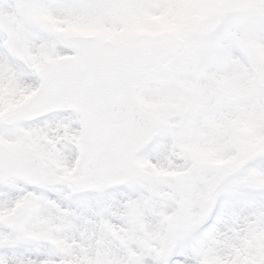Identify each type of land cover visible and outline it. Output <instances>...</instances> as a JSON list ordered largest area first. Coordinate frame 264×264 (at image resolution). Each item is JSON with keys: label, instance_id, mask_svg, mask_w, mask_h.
<instances>
[{"label": "snow or ice", "instance_id": "1", "mask_svg": "<svg viewBox=\"0 0 264 264\" xmlns=\"http://www.w3.org/2000/svg\"><path fill=\"white\" fill-rule=\"evenodd\" d=\"M0 264H264V0H0Z\"/></svg>", "mask_w": 264, "mask_h": 264}]
</instances>
